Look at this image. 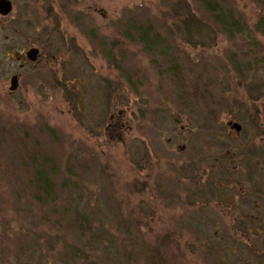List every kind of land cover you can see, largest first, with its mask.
I'll return each instance as SVG.
<instances>
[{"label":"rangeland","instance_id":"rangeland-1","mask_svg":"<svg viewBox=\"0 0 264 264\" xmlns=\"http://www.w3.org/2000/svg\"><path fill=\"white\" fill-rule=\"evenodd\" d=\"M9 1L0 264H66L69 251L95 264H264V6L227 0L246 22L230 38L199 0ZM131 22L154 25L169 57L125 39ZM33 165L53 173L54 201L36 202ZM78 211L95 240L72 230Z\"/></svg>","mask_w":264,"mask_h":264},{"label":"trees","instance_id":"trees-1","mask_svg":"<svg viewBox=\"0 0 264 264\" xmlns=\"http://www.w3.org/2000/svg\"><path fill=\"white\" fill-rule=\"evenodd\" d=\"M200 5L205 13V17L209 19V21L220 28L224 34L227 36L233 37L232 35L234 33L239 34V32L246 27V22L242 19V17L239 14H236V12L231 9L228 4L227 0H199ZM255 3L258 4V6L263 9L264 6V0H253ZM259 18L257 21V29H259V32L261 35L264 36V14L259 13ZM5 19V18H4ZM199 21V20H198ZM199 23H204V21H199ZM125 28V39H128L132 37V34L135 36L138 44L142 46L146 51L149 52L150 55L155 58H159L160 56L163 57H169L168 53H164L159 48V44L163 41L160 37L159 31L155 29L154 25L152 26L149 22H143V23H129L128 25H124ZM208 29V28H207ZM164 42V41H163ZM162 42V43H163ZM167 52V51H166ZM114 64L117 70L119 72H122V66L118 65L119 62L117 60H112L111 62ZM173 74L171 77L177 78L179 75V71L177 69V65H174L170 69ZM47 164V162L45 161ZM32 168V169H31ZM29 168V182L34 187L35 191V200L37 203L43 204L44 202H47L48 200L53 198V201L55 199L54 195V183L52 182V176L53 173L46 171L45 167H38V166H32ZM77 214L79 215L78 222L79 224L83 225V229L80 230H74L75 233L78 234L81 238L85 239L87 238L88 233L91 235V240L96 235L95 233L90 232L88 230L89 224L88 221H83L81 219V214L78 211ZM70 224V223H69ZM79 238H77L78 240ZM87 247V246H86ZM88 248V247H87ZM159 249V248H158ZM90 252H82V253H72V251H69L66 255V264H95L90 259ZM148 264H167L165 261H158L155 256H152V259H147Z\"/></svg>","mask_w":264,"mask_h":264},{"label":"water","instance_id":"water-1","mask_svg":"<svg viewBox=\"0 0 264 264\" xmlns=\"http://www.w3.org/2000/svg\"><path fill=\"white\" fill-rule=\"evenodd\" d=\"M13 11V4L9 0H0V15L3 16H9L11 15V12ZM39 49L38 48H32L27 53L26 56L29 61L31 62H37L39 55ZM19 77L14 76L11 79V87L9 88L11 92H16L18 87ZM228 126L232 129H234L236 132L241 133L242 127L235 123H229Z\"/></svg>","mask_w":264,"mask_h":264},{"label":"flooded vegetation","instance_id":"flooded-vegetation-1","mask_svg":"<svg viewBox=\"0 0 264 264\" xmlns=\"http://www.w3.org/2000/svg\"><path fill=\"white\" fill-rule=\"evenodd\" d=\"M260 152H261V150H260ZM263 185H264V183H263ZM259 188H260V186L257 187V188L255 189V191L258 190ZM263 190H264V188H263V189H260V190H259V193L262 194V191H263Z\"/></svg>","mask_w":264,"mask_h":264}]
</instances>
